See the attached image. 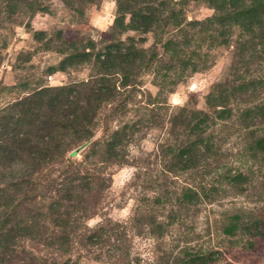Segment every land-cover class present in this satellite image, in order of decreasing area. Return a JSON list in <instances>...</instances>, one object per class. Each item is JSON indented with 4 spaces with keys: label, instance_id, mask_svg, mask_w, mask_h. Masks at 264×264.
<instances>
[{
    "label": "rangeland",
    "instance_id": "rangeland-1",
    "mask_svg": "<svg viewBox=\"0 0 264 264\" xmlns=\"http://www.w3.org/2000/svg\"><path fill=\"white\" fill-rule=\"evenodd\" d=\"M210 2L0 0V264H264V33Z\"/></svg>",
    "mask_w": 264,
    "mask_h": 264
},
{
    "label": "trees",
    "instance_id": "trees-1",
    "mask_svg": "<svg viewBox=\"0 0 264 264\" xmlns=\"http://www.w3.org/2000/svg\"><path fill=\"white\" fill-rule=\"evenodd\" d=\"M210 3H212L217 10V15H214L213 19L211 20L210 26H214L215 24L219 25V27L222 28L221 32L223 35H220L221 37H225V30L228 26L233 25L240 26L243 29L244 33L248 35H251L252 32H256L258 30H262V32L264 33V0H211ZM213 38L216 39L215 36ZM252 43V38H248L245 40L244 46L247 45L248 47H252ZM219 99L224 100V96L220 94ZM249 110L250 111L245 110L248 113V117L246 113H242L240 115L244 121H247V119L249 120V118L251 121L256 119L259 120L261 119V117L264 121L263 103L261 107H258V111L260 110L258 115L254 113L255 116H251V112H253V109ZM254 124L255 123L250 122L249 124H244V126L248 128L250 127L249 125ZM250 137L252 138V142H247L242 145V154L246 157L249 156V161H253L252 159L258 161V165L262 162L264 163V136L262 137V139H255L253 135ZM192 146L196 150V154L199 158V166L204 167L203 163L205 162V159L209 157L211 147L215 146V144H211V142H205L200 139ZM261 154H263V156H261ZM186 157V162L191 163L193 157H191V155L188 153L186 154ZM252 163L257 164L256 162ZM250 168L252 169V167ZM228 171L229 172H226V174H223L221 176L225 179L230 178L233 187L248 184V173L246 171H238L237 174L234 175H232L233 170L229 169ZM246 173L247 175H245ZM250 223L251 227L248 231L250 232V237L254 239V242L252 240V242H249L248 244L244 245V252L246 254H248V252L251 253L253 258H264V229L262 228V230H260L261 224H264V222H262L261 220L256 222L251 221ZM235 228V225L232 226V230L226 233H228V235H235V233H237L233 232ZM256 240H260V245H257L255 243ZM213 256V253L207 252L205 254H200V256H196L195 259L200 258V264H212L215 258V256ZM204 259L207 261L204 262ZM250 259H252L251 256ZM190 264L195 263L190 262Z\"/></svg>",
    "mask_w": 264,
    "mask_h": 264
}]
</instances>
